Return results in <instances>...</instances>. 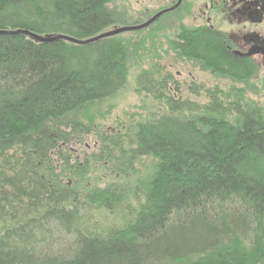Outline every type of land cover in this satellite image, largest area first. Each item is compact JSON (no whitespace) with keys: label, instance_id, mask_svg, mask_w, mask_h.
I'll use <instances>...</instances> for the list:
<instances>
[{"label":"trees","instance_id":"16d2710c","mask_svg":"<svg viewBox=\"0 0 264 264\" xmlns=\"http://www.w3.org/2000/svg\"><path fill=\"white\" fill-rule=\"evenodd\" d=\"M116 1L0 0V31L90 39L125 24ZM178 35L177 58L237 83L252 72L214 31ZM128 50L0 34V264H264V114L239 92L183 103L157 64L136 85L167 111L107 131Z\"/></svg>","mask_w":264,"mask_h":264},{"label":"rangeland","instance_id":"374dc122","mask_svg":"<svg viewBox=\"0 0 264 264\" xmlns=\"http://www.w3.org/2000/svg\"><path fill=\"white\" fill-rule=\"evenodd\" d=\"M168 1L117 0L111 7L126 12L125 24L117 25L121 27L135 25L136 22L142 23L147 14H152L160 7L167 6ZM186 24L190 25V20ZM108 30H113V27ZM178 34L177 27L171 24L169 18H165L147 29L115 36L124 45L128 44L129 78L127 86L104 103V109L109 112L105 118L99 120L104 129L119 131L122 128L121 124L129 121L130 118L141 121L151 116L162 115L167 111L168 108L163 98H158L153 93L147 95L143 91H138L136 85L138 75L141 72L157 71V64L161 68L166 66L170 74L175 77L171 94H166L180 99L179 101L183 103L189 101L191 104L204 106L210 101L208 92L219 94L218 97L226 96L227 98L228 96L231 99L237 98L236 93L239 92L243 96L245 105L253 104L264 114V76L262 72L259 76L249 79L247 84L237 83L227 77L212 73L199 62L181 60L169 49L170 41ZM95 140L96 137H89L85 143L86 146H74V156H79L78 160H80L81 152L91 154L95 149ZM95 175L100 176L96 173Z\"/></svg>","mask_w":264,"mask_h":264},{"label":"flooded vegetation","instance_id":"af4514ba","mask_svg":"<svg viewBox=\"0 0 264 264\" xmlns=\"http://www.w3.org/2000/svg\"><path fill=\"white\" fill-rule=\"evenodd\" d=\"M179 2V7L160 16L149 27L169 18L179 32L181 28L189 32L214 31L229 53L243 60L252 71L239 82L247 84L260 72L264 76V0H169L167 6L147 14L142 23ZM188 20L190 25L186 24ZM181 39L185 37L177 35L173 40ZM226 77L235 81L230 75Z\"/></svg>","mask_w":264,"mask_h":264},{"label":"water","instance_id":"95a60500","mask_svg":"<svg viewBox=\"0 0 264 264\" xmlns=\"http://www.w3.org/2000/svg\"><path fill=\"white\" fill-rule=\"evenodd\" d=\"M179 4L180 2L172 7V8H168V10H164V11H161L159 12L158 14H156L155 16L151 17L150 19L147 20V22L145 23H142V24H136V25H125V26H115L113 28V30H108V31H104V33L100 34V35H97V36H94L93 38H90V39H77L73 36H69V35H65V34H49V35H46V36H42V35H37V34H34L30 31H23V30H16L15 32L14 31H5V32H9L10 34H16V33H23L25 34L26 36L28 35L29 37L33 38L36 42H44V43H50L51 41H60V40H66L68 42H72L74 44H77V45H80V46H83V45H86V44H90V43H93L94 41H99V40H102L104 38H108V37H115L116 35H120V34H124L126 32H136L137 30H142V29H146L148 26H150L151 24L155 23L158 18L164 14H167L173 10H175L177 7H179ZM5 32H2L0 31V34L1 33H5Z\"/></svg>","mask_w":264,"mask_h":264}]
</instances>
